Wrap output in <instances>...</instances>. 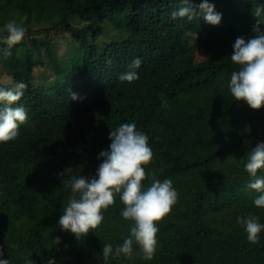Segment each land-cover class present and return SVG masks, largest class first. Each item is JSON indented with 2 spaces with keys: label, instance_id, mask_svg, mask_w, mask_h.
<instances>
[{
  "label": "trees",
  "instance_id": "trees-1",
  "mask_svg": "<svg viewBox=\"0 0 264 264\" xmlns=\"http://www.w3.org/2000/svg\"><path fill=\"white\" fill-rule=\"evenodd\" d=\"M208 2L222 16L219 25L204 19L202 0H191L198 13L191 21L172 18L182 0H0V29L28 17L24 40L10 49L0 31V77L27 85L14 106L28 120L15 140L0 142V247L10 264H105L103 245L123 244L133 222L123 219L119 194L86 237L61 230L70 189L59 173L70 167L71 175L94 177L110 132L124 123L149 138L144 188L171 179L179 198L157 225L152 260L134 243L131 257L107 264H264V232L252 244L237 222L252 214L264 224L244 168L247 152L264 142V108L235 101L228 87L239 70L233 45L258 35L253 9L264 0ZM103 23L117 34L101 44ZM59 32L72 40L63 55L49 39ZM35 35L45 38L34 45L28 36ZM136 58L139 78L120 81Z\"/></svg>",
  "mask_w": 264,
  "mask_h": 264
},
{
  "label": "clouds",
  "instance_id": "clouds-1",
  "mask_svg": "<svg viewBox=\"0 0 264 264\" xmlns=\"http://www.w3.org/2000/svg\"><path fill=\"white\" fill-rule=\"evenodd\" d=\"M185 6L172 13V18L187 17L191 21L198 13L191 0H182ZM204 19L212 25L221 23V14L215 11L214 5L208 0H202L199 5ZM264 6L254 7L253 15L257 18L254 30L258 33L255 38L245 41L237 38L234 52L231 55L233 64L239 66L238 71L231 74L229 89L237 102H245L253 110L264 108V33L260 32V24L264 23ZM25 14L8 21L0 31L6 32L4 42L10 49L21 43L26 34L24 22ZM5 55L10 52L5 50ZM141 65V59L136 58L129 65V70L122 73L120 81L133 82L139 78L135 69ZM27 85L20 82L5 80L0 84V142L7 143L15 140L19 135L21 125L28 120L27 110L23 106H14L24 95ZM73 100L79 97L73 93ZM110 150L101 151L98 159L100 163L96 175L92 178L84 175H71L73 169L65 168L59 175L70 189L68 202L63 208L59 219L62 231L71 232L79 240L93 232L104 221L103 213L115 204L117 194L124 205L121 215L124 220L133 222L130 235L124 239L122 245L115 248L111 244H104L102 255L105 264L110 257H131L133 244L139 246L145 260H152L157 250L158 224L163 222L172 212L178 202L179 194L171 179L160 181L153 179L151 185L144 188L143 181L147 178L145 166L153 159V152L149 146L148 136L136 129L135 123H124L110 132ZM245 171L251 177L248 188L259 195L254 199L257 208H264V177L258 172L264 169V142H258L246 155ZM237 222L244 228L247 239L252 244L260 242V234L264 232V224L259 217L249 214L247 217H237ZM54 245L61 243L60 237L52 241ZM0 264H10L4 258L3 248L0 247ZM31 264V261H28ZM48 264H56L49 259Z\"/></svg>",
  "mask_w": 264,
  "mask_h": 264
},
{
  "label": "rangeland",
  "instance_id": "rangeland-1",
  "mask_svg": "<svg viewBox=\"0 0 264 264\" xmlns=\"http://www.w3.org/2000/svg\"><path fill=\"white\" fill-rule=\"evenodd\" d=\"M97 33H98V39H100L99 42L101 44L103 42H109L110 38H112V36H115L117 34L114 27H112L106 23L100 24L98 26ZM35 36H37L36 38H38V39H35ZM35 36H33V37L28 36V39H30L32 41L31 43L34 45L37 44V41H40V38H45V35H42V36L35 35ZM49 39L60 50L62 55L66 53L69 46H72V40L63 32H59L57 34L53 33ZM36 55H37V56H35L36 59L39 60L40 57L38 55V51H36ZM41 71H44V68L37 69L36 74L37 75L40 74ZM5 80H11V78L7 77L6 75H2L0 77V82L3 83Z\"/></svg>",
  "mask_w": 264,
  "mask_h": 264
}]
</instances>
